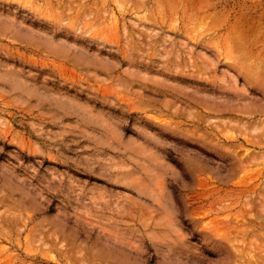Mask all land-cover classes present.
I'll use <instances>...</instances> for the list:
<instances>
[{"label":"rangeland","instance_id":"374dc122","mask_svg":"<svg viewBox=\"0 0 264 264\" xmlns=\"http://www.w3.org/2000/svg\"><path fill=\"white\" fill-rule=\"evenodd\" d=\"M263 240L264 0H0V264Z\"/></svg>","mask_w":264,"mask_h":264},{"label":"bare ground","instance_id":"6f19581e","mask_svg":"<svg viewBox=\"0 0 264 264\" xmlns=\"http://www.w3.org/2000/svg\"><path fill=\"white\" fill-rule=\"evenodd\" d=\"M255 160H256V159H255ZM261 209H262V208H261ZM259 219H260V218H259ZM261 219H262V218H261ZM260 227H261V226H260ZM260 227H259V228H260ZM262 227H263V226H262ZM260 229H261V228H260ZM253 242H254V241H253ZM255 242H256V241H255ZM258 242H259V241H258ZM263 242H264V240H263ZM263 242H262L263 245L261 244L262 247L264 246V243H263ZM256 244H257V242H256ZM259 244H260V243H259ZM251 245H252V244H251ZM257 245H258V244H257ZM258 246H259V245H258ZM251 248H252V247H251ZM258 251H259V250H258ZM261 253H263V252H261ZM244 255H245V254H244ZM260 255H261V254H260ZM260 255H258L257 257H259ZM260 258H261V256H260ZM256 259H257V258H256ZM262 259H263V258H262ZM258 262H259V261H258ZM258 262H257V263H258ZM262 262H263V261H261L260 263L262 264ZM263 263H264V262H263Z\"/></svg>","mask_w":264,"mask_h":264}]
</instances>
